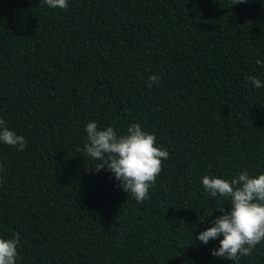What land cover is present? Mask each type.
Segmentation results:
<instances>
[{
    "label": "trees",
    "instance_id": "trees-1",
    "mask_svg": "<svg viewBox=\"0 0 264 264\" xmlns=\"http://www.w3.org/2000/svg\"><path fill=\"white\" fill-rule=\"evenodd\" d=\"M68 3L0 0V119L28 140L0 142V238L20 233L17 264H233L196 239L231 210L201 181L264 174V87L245 79L264 83V0ZM90 121L169 151L148 200L90 170ZM235 264H264V241Z\"/></svg>",
    "mask_w": 264,
    "mask_h": 264
},
{
    "label": "clouds",
    "instance_id": "clouds-1",
    "mask_svg": "<svg viewBox=\"0 0 264 264\" xmlns=\"http://www.w3.org/2000/svg\"><path fill=\"white\" fill-rule=\"evenodd\" d=\"M50 8L67 9L68 0H40ZM247 3V0H233V4ZM256 63L264 67V61ZM255 88L264 87L256 76L245 78ZM159 74L149 77L148 87L159 83ZM86 143L83 151L94 161L90 170L96 173L110 171L119 181L118 187L142 203L150 198V189L155 187L157 177L162 171V161L169 158V151L157 146L155 134L142 130L140 123L131 124L126 134L119 135L114 127L100 128L96 121L85 127ZM0 142L23 151L28 140L18 135L4 119H0ZM206 192L212 197H223L230 201L229 206L215 211L223 213L213 225L202 231L196 239L207 245L219 240V247L211 251L217 258L230 260L235 264L242 256H250L256 246L264 241V174L250 176L247 170L237 177L222 179L204 175L201 181ZM223 239H220V237ZM21 245L20 233L12 238H0V264H17L20 259L18 249Z\"/></svg>",
    "mask_w": 264,
    "mask_h": 264
}]
</instances>
